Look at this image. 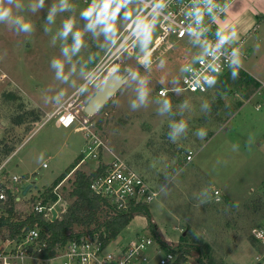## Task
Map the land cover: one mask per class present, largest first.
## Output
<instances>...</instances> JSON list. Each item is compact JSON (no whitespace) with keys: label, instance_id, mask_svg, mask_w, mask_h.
Here are the masks:
<instances>
[{"label":"rangeland","instance_id":"rangeland-1","mask_svg":"<svg viewBox=\"0 0 264 264\" xmlns=\"http://www.w3.org/2000/svg\"><path fill=\"white\" fill-rule=\"evenodd\" d=\"M241 2V7L250 3L254 10L264 7V0ZM235 3L236 8L232 5L222 22L241 9L240 2ZM32 19L36 30L29 37L16 36L0 25V162L7 159L5 170L32 173L33 180L18 207L25 208L34 194L53 186L61 174L64 177L56 190L60 200L55 207L60 203L67 206L74 170L89 174L99 162L107 164L119 158L141 173L156 192L146 205L153 229L172 250L187 251L181 264H256L259 248L250 229L264 222V201L258 196L264 185V89L246 85L239 76L232 80L229 71L223 90L217 85L204 94L185 92L177 97L169 93L174 108L183 99L193 106L187 137L175 144L167 139L170 121L156 115V105L150 103L148 109L133 112L128 107L130 93H114L91 115L82 112L86 98L72 101L76 119L63 128L55 125L56 116L47 118L56 106L44 99L51 95L48 89L54 81L49 61L59 54V44L53 47L51 35L43 32V15ZM239 33L244 43V70L264 80V11L252 30ZM169 42L175 44L171 50ZM189 47L187 39L169 38L157 50L156 57L167 56V65L163 70L154 67L152 97L159 87H165L159 80L178 74ZM256 91L260 95H255ZM204 99L212 102L210 116L199 111ZM256 100L259 110L253 105ZM17 118L19 123L14 122ZM199 127L208 130L203 141L193 134ZM249 135L253 142L246 146ZM233 144L240 145L239 151L231 150ZM187 152L191 153L189 160L185 159ZM204 188L210 189L212 198L202 205L197 194ZM258 198L261 207L255 209ZM148 235L155 240L145 218L133 214L125 228L108 241V249ZM153 249L155 244L148 249V264H157L159 255ZM174 251L170 252L176 257Z\"/></svg>","mask_w":264,"mask_h":264},{"label":"clouds","instance_id":"clouds-1","mask_svg":"<svg viewBox=\"0 0 264 264\" xmlns=\"http://www.w3.org/2000/svg\"><path fill=\"white\" fill-rule=\"evenodd\" d=\"M230 7L231 0H0V25L29 37L36 30L32 18L43 15V32L51 35L53 47L59 44V54L49 61L54 83L45 103L60 110L80 98L91 102L101 89L111 87L112 93L131 94L128 107L133 112L154 103L156 115L170 121L167 139L175 144L187 137L193 106L183 99L174 108L169 92L177 97L186 91L207 93L216 89L225 67L236 80L244 66L237 26L221 22ZM169 36L187 38L190 47L178 74L159 80L165 87L152 97L154 67L163 70L167 65L166 55L155 54ZM174 47L168 43V50ZM212 102L202 100L200 113L210 116ZM73 118L60 116L69 123ZM207 131L199 127L193 134L203 141ZM252 142L249 135L246 146ZM239 148L233 144L231 150ZM211 198L208 188L197 194L202 205Z\"/></svg>","mask_w":264,"mask_h":264},{"label":"built area","instance_id":"built-area-1","mask_svg":"<svg viewBox=\"0 0 264 264\" xmlns=\"http://www.w3.org/2000/svg\"><path fill=\"white\" fill-rule=\"evenodd\" d=\"M235 1L231 0V4ZM223 18L224 16L221 20ZM157 35H163V33L158 30ZM169 38L180 40L175 36H169L165 42ZM165 42L161 43V46ZM228 72L229 70L225 67L222 76L228 74ZM256 81L258 82V89L263 90L264 80L257 79ZM162 89L163 87H159L153 97L159 96ZM186 92L204 94L199 91ZM254 94L260 95V91H256ZM69 103L71 107L66 105L65 108L60 110L55 108L47 118L56 116L57 124L64 128L70 127L76 119L77 110H73L72 101ZM253 105L255 110H259L260 103L258 100L254 101ZM62 115L65 117L72 115L74 118L69 123L67 119L64 121L60 120ZM78 129L80 130L81 128ZM190 155L191 153L187 152L185 159L189 160ZM6 160L0 162V216L6 215L5 209L9 207V204L6 203L8 196L13 199V223L23 222L31 213L38 214L43 221H48L52 220V210L55 212L54 218L64 212L66 206L63 203L58 204L57 208L55 207L60 200L58 193L53 202L48 201L42 204L40 200H35L31 203H26L27 206L25 208H19L18 205L25 201L23 199L27 192L25 191L22 194L23 188L28 186V189L33 183L30 177L32 173L20 175L7 173L3 168ZM40 166L45 168V163ZM59 186L60 183L53 187L52 192H56ZM88 187L93 194L103 200L102 209L106 212V216L125 212L136 205H147L156 194L141 173L132 169L125 161L119 158L104 164L103 169L97 174L90 176ZM214 195L215 199H217L218 192L214 191ZM258 196L264 201V185ZM70 232L71 235L64 242L54 243L50 246L48 242L49 234L39 228L36 222H33L31 226L21 224L16 230L11 232L10 236L3 231V234H0V264H18L22 262L48 264H148V249L153 244H155L154 254L159 255L157 264H172L175 259L170 251L162 250L159 244L149 235L130 239L126 243H116L113 250H111L108 249V243L101 246V241L96 239L98 237L96 232L90 233L84 229L75 228H72ZM250 234L259 248L257 255H255L256 264H264V222L252 227ZM46 252L50 254L45 255Z\"/></svg>","mask_w":264,"mask_h":264},{"label":"trees","instance_id":"trees-1","mask_svg":"<svg viewBox=\"0 0 264 264\" xmlns=\"http://www.w3.org/2000/svg\"><path fill=\"white\" fill-rule=\"evenodd\" d=\"M239 77L242 78L246 85L253 84L254 86H258V82L242 69L239 71ZM227 85L228 74H225L219 80L218 86L220 90H223ZM19 121V118L14 120L15 123H19ZM6 151L8 153L11 150L6 149ZM77 160L78 158H76V162ZM76 162L70 164L67 171L72 169ZM103 168L104 164L99 162L96 169L89 174H85L80 170L73 171L69 192L67 193V198L70 200V202L65 207L64 212L59 214L58 217L54 218L53 220L43 221L38 214L31 213L26 217L25 220H23V222L13 223V199L12 197L8 196L6 203L9 204V207H6L5 209L6 215L0 216V234H3L2 232L4 231L5 234L10 236L12 234L11 232L16 230L21 224L31 226L33 222H36L39 228L49 234L48 242L49 245L52 246L54 243L64 242V240L71 235L70 230L73 228V226H79L90 233L96 232L98 235L96 239L101 241V246H104L108 243L109 239L116 237L125 228V226L132 219L133 214H140L145 218L149 230H151V233L153 234L161 249L164 251H174L164 242V240L160 239L155 234L150 213L146 205H136L125 212L106 216V212L102 209L103 200L97 195L93 194L88 187L90 176L97 174ZM63 177L64 174L58 176L55 179L53 186L49 188H43L40 190V192H38L37 195L34 194L28 201L31 203L35 200H40L42 204L48 201L53 202L57 197V192H52V189L62 180ZM260 199L258 198L256 200L254 204L255 209L261 207ZM175 251L177 254L173 264H181L185 261L187 251ZM49 254L50 253L46 252L45 255ZM199 264L202 263L199 262Z\"/></svg>","mask_w":264,"mask_h":264},{"label":"crops","instance_id":"crops-1","mask_svg":"<svg viewBox=\"0 0 264 264\" xmlns=\"http://www.w3.org/2000/svg\"><path fill=\"white\" fill-rule=\"evenodd\" d=\"M237 1L240 2L238 4V6L241 7L243 5V3L241 2L242 0H236L235 2H237ZM235 2H233L231 4V6L233 5L236 8ZM253 8H254V6L249 3L247 6L241 7V9H239L234 16L230 14L231 19L228 18V19L224 20V22H222V21L221 22L227 23V24H235L237 26L238 32H246L247 33V32H249V30H252L254 28L255 24H257L258 17H260L262 15V11H264V9H263L264 7H262V5L258 6V9H256V10H254ZM241 69L244 72H246L248 75H250L255 80L263 79L262 77H258L256 75L250 73L249 71L244 70V68H241ZM261 118L264 119L263 114L261 115ZM55 125L60 126L57 123H55ZM5 171L7 173H11L8 170H5ZM14 174H16V173H14ZM25 174H28V173H25Z\"/></svg>","mask_w":264,"mask_h":264},{"label":"water","instance_id":"water-1","mask_svg":"<svg viewBox=\"0 0 264 264\" xmlns=\"http://www.w3.org/2000/svg\"><path fill=\"white\" fill-rule=\"evenodd\" d=\"M115 81L113 82V86H115ZM114 93H112V88L101 89L99 93L96 94L95 98L91 100V102H85L82 106V112L86 115H91L95 113L110 97H112ZM156 97V96H154ZM28 186L24 187L22 190V194L25 193ZM52 220L55 216L54 210L51 211Z\"/></svg>","mask_w":264,"mask_h":264}]
</instances>
